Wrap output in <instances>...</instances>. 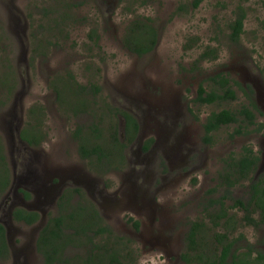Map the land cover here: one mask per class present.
<instances>
[{
    "label": "rangeland",
    "instance_id": "1",
    "mask_svg": "<svg viewBox=\"0 0 264 264\" xmlns=\"http://www.w3.org/2000/svg\"><path fill=\"white\" fill-rule=\"evenodd\" d=\"M69 1L77 5L72 8L74 19L65 34L55 37L41 28L47 27L45 11H53L58 0H0V146L4 150L6 163V166L0 167V173L3 178L7 167L11 181L9 190L2 195L0 202V222L6 227L10 258L0 259V264H44V257L36 248L38 238L48 220L57 216L55 205L41 206L39 200L35 199L43 200L42 194L47 193V190L36 186L38 179L32 177L27 181L25 178L28 175L26 169L31 170L32 165L28 159L24 160L17 132L21 122L29 121L26 134L31 136L38 131V123L27 117L33 107L34 118L42 123L47 132V139L40 147H33V158L38 160L37 167H42L39 161L44 160L51 169H56V181L65 175L54 167L88 168L89 162L82 160L77 150L79 141L74 132L78 126L87 129L89 125L99 124L95 134L90 129L83 134V140L87 143L85 146H98L102 151L113 150L112 159H116V154L122 152L120 148H115L119 146L112 145L118 115L114 118V113L110 111L113 107L119 108L136 119L138 135L128 145L135 147L133 151L123 149L122 153H126V164L116 166L115 170L119 173H106L102 178L108 188V201L114 206H106L111 209L101 212L115 227L114 237H118L108 239V245L120 250L124 257H128L127 261L133 258L137 264H183L161 247L152 248L142 238L131 239L116 229H129L133 219L144 223L143 230H148L151 235L160 222L154 211L151 210L149 214V209L155 205H160L173 216L176 227L172 233L176 234L177 231L182 243L186 242L184 235L190 224L201 221L207 231L204 235L205 246L216 249L218 245L214 234L227 232V224L221 227L222 222L215 221L221 209H208L209 201L223 196V204L229 207L233 204L232 199L248 195L242 186L228 192L219 185L218 173L222 170L223 153L233 152L238 146L261 153L263 140L253 132L247 137L231 138L235 126H230L214 133L210 146L201 137V123L219 107L235 111L242 98L222 105H200L195 101L201 86L210 91L209 79L219 72L231 75L243 87L247 84L251 88V80L256 81V85H262L259 83V70L264 69V0H202L198 8L192 6L196 0ZM80 3L81 6H78ZM238 6L246 9L247 19L244 35L239 43L234 44L228 37V26L235 18ZM137 17L140 20L149 19L157 32V48L145 57L136 56L124 46L128 26ZM35 36L42 42L47 38L54 43L48 49L43 43L40 52L44 57L40 58L34 53L38 47ZM192 38L199 40L192 44L189 42ZM209 47L219 49V59L193 67L195 60ZM68 73L83 86L100 88L98 96L88 95L94 100V106H88L89 114L76 116L72 108L76 96L72 93L66 97L69 109L58 104L51 83ZM13 86L15 92L6 98L7 89ZM256 91L254 89V97L257 96ZM84 101L88 105L87 99ZM37 104L43 106L44 111L35 110ZM121 121L120 139L125 144V121L122 116ZM185 135H188L189 143H193V146L190 147L185 140H176V151H171L166 157L162 145L173 147L176 137ZM148 139L158 140V147L153 153L147 152L149 157L144 159L139 155V149L148 146ZM3 150L0 148V152ZM128 161L136 170L134 174H142L144 169L147 171L144 174L151 177L146 179L148 184L141 178L134 183L133 178L121 175L123 170L131 167ZM260 172L258 178L264 175V164ZM55 174V171L49 173L50 176ZM68 183L62 184H66L64 189L70 186ZM62 186L56 189L60 192L53 199L54 202L63 192ZM49 189L51 191V185ZM19 190L29 191L31 198L25 201ZM141 192L150 194L145 210L142 203L135 199L140 197ZM128 193L131 197L126 195ZM124 197H128L130 202L123 204ZM32 200L34 203L30 207ZM15 205L28 209L41 206L39 210L44 211V220L36 227L14 222L9 215L10 211L13 215ZM71 214L76 219L80 217L82 221L85 219L91 221L92 225L94 223L91 215L85 216L80 212H66L65 215ZM228 215L238 219V230L230 235L236 242L235 248L242 252L251 245L258 253L264 254V227L244 226L240 220L243 213L237 210H231ZM127 218L131 219L126 225ZM164 236L171 234L166 232ZM73 239L76 243L80 241ZM97 241L103 243L105 240ZM49 242L55 244L53 240ZM91 252V245L70 246L65 255L86 259Z\"/></svg>",
    "mask_w": 264,
    "mask_h": 264
},
{
    "label": "trees",
    "instance_id": "2",
    "mask_svg": "<svg viewBox=\"0 0 264 264\" xmlns=\"http://www.w3.org/2000/svg\"><path fill=\"white\" fill-rule=\"evenodd\" d=\"M201 2L202 0H196L192 5L193 8H198ZM146 3L147 2H144L143 4ZM78 6H81V3L78 4ZM73 7L75 8L77 5L70 3L69 0H58L57 7L53 11H45L47 27H42L41 29H45L46 32L55 35V37L58 34H65L69 23L74 19L72 11ZM246 19V9L243 6H238L237 11L235 12V18L228 26L230 32L228 37L232 43L235 44L240 42L242 35L245 33ZM149 21V19L140 20L137 17L130 23L126 32L124 46L131 52L135 53L138 57H144V55L151 52L158 41L157 32L152 28ZM35 39L37 40L38 47L35 48L34 53L40 58L41 56L44 57L45 55L40 52V49L43 48V43L46 45L47 49L54 45V43L47 38H45L43 42L41 39H38L37 36H35ZM195 40L198 41L199 39L192 38L189 42L194 44ZM218 53L219 49L209 47L195 60L192 66L197 68V66L202 65L203 62L215 61L219 57ZM51 87L56 93L58 104L66 108L68 107L67 109H69V106L66 105V97L68 93H72L73 96H76V103L75 105H72L76 116L89 114L90 111L88 110V106L93 107L94 100L88 95L93 94V96H98L100 93L99 87L94 85H92V87L83 86L76 81V78L71 73L66 74L65 77L61 76L57 80H53ZM209 88H211L210 91L206 90L203 86L200 87L195 101L196 103L200 105H222L226 102H237L239 97L236 88H239L244 92L246 101L239 103L235 111H232L227 107H219V110H215L206 116L204 122L201 123L202 128L205 131V138L203 140L205 143L212 144L214 133H217L223 127L235 126L234 133L230 135L231 138L237 135L245 136L255 131L260 132L264 128V124H262L260 128L252 129L253 126L256 125V112L259 111L258 106L254 101V91L252 88H249V91H247L239 82L232 80L229 76H226L223 73H218L215 77L209 79ZM14 92V86L8 88L5 97L10 98ZM84 99H87L88 105ZM105 105L108 108V105ZM35 106V110L44 111L43 106L38 104ZM110 112L112 114L114 113V118L118 115L115 128L113 129L112 145L113 147L119 146L115 148H120L122 152L116 154V159H112V156L114 155L113 150H108L107 155L98 146L94 147L92 151L86 149L85 145L87 143L86 140H83V134L87 129L92 130L90 132L95 134L97 132L96 130L99 128V124H94L92 126L89 125L87 126V129L83 126H78L74 135L80 144L79 154L81 158L90 159L92 155H95L96 161L101 162L102 158L107 157L106 161L102 164L112 168L116 160L122 162L126 161L125 156L121 155L124 146L126 143L129 145V143L136 139L139 127L134 116L127 111L125 112L119 108L113 107ZM29 113L30 116L28 119H33L38 123V131L31 136L27 135L25 130L28 128L29 122L21 132V139L31 147H38L42 144L45 138H47V132H43V126L41 128L42 123L34 118L33 110ZM119 116H122L125 121V144L122 143V140L120 139L122 122L120 121ZM0 148L3 150L1 146ZM242 153L243 155L240 158H230L232 163L227 164L224 167V172L221 174L224 181L223 185L229 190V188L235 187L241 182L249 181L251 183L250 191L253 193V200L255 199L257 206L264 211V175L255 180V174L259 169L258 163L260 162V158H256L253 151L249 148H244ZM2 165L6 166L4 150L0 152V167ZM10 185V176L6 167L5 176L3 178L0 173V202L2 201V195L7 192ZM86 196L83 195L82 199L76 204L81 205L82 201L88 203L89 199ZM232 201H234V199H232ZM71 202L72 196L69 194V191H65L58 201V206L62 209L61 216L49 219V222L39 235L37 247L38 251L43 254L44 264H137L136 260L131 259L130 261H127L128 257H124L120 253V250L115 249L113 246L109 247L108 239H118V237H114V231L109 229L108 226L104 227V221L101 219L98 211L92 204L89 215L92 216L90 217L91 220H94L93 225L91 224V221L87 222L85 219L83 221L80 219L81 221L79 220V222H77L73 214L66 216V212H76V209H80L81 211L85 210L84 207L76 208ZM221 205L223 209H226L223 203ZM235 207L245 208V201L237 200ZM224 215L226 214L223 212L222 216ZM12 218L16 223H24L31 226L39 220V214L28 211L22 207H17L13 211ZM198 224L199 223L195 224L191 229L189 237L190 250H195L196 245H199L196 236L200 232ZM135 226L138 228L139 223H136ZM225 228L227 233H217L215 236L220 246V250L216 249L211 257H207L206 261L203 260L204 264H262L260 262L248 260V257L251 255L250 253H242L239 249H236L235 240L230 239L228 234L231 227L226 225ZM232 229L234 230V227ZM105 234H107V238L104 237ZM73 237H77L80 240L79 243H76ZM50 240H53L55 244L49 242ZM97 240L105 241L99 243ZM82 245L92 246V252L86 259L65 255L70 246L81 247ZM218 251H221L220 255L218 254ZM9 258L10 254L6 229L0 223V259L7 260ZM229 259H231L230 262L228 261Z\"/></svg>",
    "mask_w": 264,
    "mask_h": 264
},
{
    "label": "flooded vegetation",
    "instance_id": "3",
    "mask_svg": "<svg viewBox=\"0 0 264 264\" xmlns=\"http://www.w3.org/2000/svg\"><path fill=\"white\" fill-rule=\"evenodd\" d=\"M157 43H158V41H157ZM155 48H157V44L155 45L153 50L151 52H149L148 54L144 55V57L147 56V55H150L154 51ZM219 56H220V54H219ZM218 59H219V57H218ZM219 73H223V72H219ZM263 73H264V69L262 71L259 70V75H260V79H261L259 81V83L262 84V85H256L255 84L256 81L251 80V82H252L251 88L253 89V91H254V89L257 90L256 91V95L257 96L254 97V101L256 102V104L258 106V109H259V111L256 112V119H255L256 125L253 126L252 129L260 128L261 125L264 124V91H262V93H261V89L264 90V83L262 82L264 80ZM223 74H225L226 76H229L232 80L236 81L235 79H233L234 77L232 78L231 75L226 74V73H223ZM247 80L250 81L249 78H247ZM244 88L247 91H249V87H248L247 84L244 85ZM236 91H237V94L242 95V96H238L239 98H242V102L246 101V96L244 95V92L241 89H239V88H236ZM254 95L255 94L253 93V96ZM33 108L31 110H33ZM29 116H30V113H27V117H29ZM119 118L121 120V117H119ZM205 119H206V117H205ZM204 120H203V122H204ZM26 125H27V123L21 122V124H19V130L17 132V139H18V141L20 142V144L22 146L24 160L28 159V161H30L31 165H32V166L30 165L31 166V170H28V168L26 169L28 171V173H27L28 175L25 176V178L27 179V181H28L29 178H32V177L37 178L38 182H37L36 186H39V187L47 190V193L42 194L43 195V200L38 198V197L35 198V199L39 200V202L41 203V206L49 207L52 204L55 205V207L57 208L56 209L57 210V216H55V217H60L62 209L58 206V201H59L60 197L63 195V193L65 191H69V194L72 196L71 204L75 205L76 208H83V207L85 208L84 211H81L80 209H76V212H80V213H82L85 216L86 215L89 216L90 209H91V204H92L96 208V210L98 211L101 219L104 221V227L108 226L109 229L114 231L113 228H115V227H113L110 224L111 222L106 220L105 216H103L104 214L101 212L102 210L105 211V209L106 210L111 209L110 207H106V206H112V207L114 206V203L108 201V197H107V194H109L108 188L106 186V183L103 184L102 178H105L103 176V174H106V173L107 174H109V173L110 174L119 173L120 171L115 170L116 166L123 167L126 164V162H122L120 160H118V161L116 160L114 162V164H113V167L110 168V167L102 164L103 162L106 161L107 157L102 158L101 162H97L95 155H92L90 159L81 158L82 160L89 162L87 164V166H88L87 170H85L84 168L83 169H74L75 166H70V167H73V168L54 167L53 166L54 168L60 169L65 175L64 177H60L56 181V180H54V178L57 177V170L56 169H51L47 164L44 163V160L43 161H39V164L42 167H40V166L37 167L38 160L37 159L35 160V158H33L34 154H32V150L37 148V147L33 148V147L29 146L25 141L21 140V132H22L23 128ZM138 127H139V125H138ZM41 128H42V126H41ZM42 130H43V132L45 131L44 127L42 128ZM185 130L187 131V129H185ZM203 133L205 134V131L202 128V125H201V137L204 140L205 137H203ZM253 133H257L258 135H260L262 137V140H263V144L262 145L260 144L261 153H257L256 151H254V149L249 148V149H251L253 151V153H254L256 158H258V159L260 158V162L258 163L259 169L257 170V172L255 174V180H256V179H258V175L261 173L260 169L263 168V164H264V128L260 132L255 131ZM253 133L247 134V135H245V137L250 136ZM239 137H244V136H239V135L235 136L236 139H238ZM188 138H189L188 135H185V136H182V137L177 136L176 139H175V142H174L175 146L173 145V147L171 145L163 144L162 145L163 154L166 155V157H168V155H169V153L171 151H176V148H177L176 140L178 142L181 141V140H185L188 143V145L190 147H192L193 143L190 144ZM148 140H150L148 142V146H145L144 148H143V146H141L140 149H139V155L142 158L144 157V159L149 157L146 154L147 152L150 151L151 153H153L154 150H156V148L158 147V140L156 142L153 141V139H148ZM210 146H211V144H210ZM38 147H40V146H38ZM134 147H135L134 145H131V146L127 145L126 146V144H125L124 149H125V151H127L130 148V151H133ZM93 148H94L93 146L92 147L86 146V149H88L90 151H92ZM186 148L187 147H184L183 149H186ZM244 148L245 147L238 146V149H236L233 152L229 151L228 153H223L225 156H224V158L222 160V167L220 168L222 170L220 171V173H218L219 174V180H220L219 185L221 186V188L226 189L227 191H230L231 189L235 188L236 186L235 187H231L228 190V188L223 185L224 181L222 179L221 174L224 172V170H223L224 167L227 164L232 163V161H230V158H240L243 155L242 152H243ZM246 148H248V147H246ZM183 149H181L180 151H182ZM187 149L190 150L189 148H187ZM77 150L78 151L80 150V144L79 143H78V146H77ZM104 152L108 155V150L104 151ZM121 155L124 156V155H126V153L125 154H121ZM178 160H181V159L178 158ZM128 162L130 163L128 165H131V167L128 166L129 168L126 169V170H123V172H121V175L123 174L124 176H126L125 178H133V182L134 183L136 181L138 182V180L141 178L142 180H144V183L148 184V181L146 179L147 178L150 179L151 177H149V176L144 174V173H147V171L144 169L142 174L140 173L139 175H136V174H134V171H136V170L133 167L132 163L130 161H128ZM152 163L154 164L155 161L152 162ZM52 171H55V173H56L54 176H50L49 175V173L52 172ZM90 173L92 175H90ZM131 174H133V175H131ZM67 182H69L68 185H70V186L67 187L66 189H64L66 184L63 185V186H62V184L67 183ZM46 184H47L48 187H46ZM24 185H27V184H24ZM50 185L52 186L51 191L49 189ZM60 186H62L61 191L63 190V192L60 193V195L56 198V200L54 202L53 199L60 192V191L57 192L56 189L57 188L60 189ZM237 186H242L244 188V190L247 191L248 195L246 197H243V198H236V199L234 198L233 204L231 206H229V207L226 206V209H223L222 205H221L223 203V201H222V197L223 196L221 198H219V199L215 198L216 200L212 198L211 202L209 201V203L207 205L209 207L208 209H213L214 207H218L219 209H221L220 213L215 217V221L222 222L221 227H223L224 224H227V226L231 227L230 231L228 232L229 238H230L231 234H233L234 232H236L238 230L236 228V226L238 225V219L237 218H233L230 215L227 216V213L231 212V210H237L238 212H242L243 213V216H242V218L240 220L244 222V226L253 227V228L264 227V220H263L264 211L260 207L257 206L256 200L255 199L253 200V193L250 191L251 183L249 181H244V182H241ZM19 191H20V193L22 195V198L25 201H26V199L29 200L31 198L32 194L29 191H27V190L26 191L25 190H19ZM23 192H26V193H23ZM27 194H28V196H27ZM84 194L87 195V198L89 199V202L85 203L84 201H82L81 205H77L76 203L82 199V196ZM126 195L131 197L129 193L126 194ZM139 196L140 197H136L135 199L139 200L140 203H142L144 210L147 209L148 208L147 201H148V199L150 197V194L146 193V192H141ZM237 200H240V201L244 200L246 207L245 208L235 207V204L237 203ZM126 202H130V199L128 197H124L123 198L122 203L124 204ZM30 203L29 204H30V207H31L32 204L34 203L33 200ZM135 203L137 204L138 202L135 201ZM41 206H40V208H41ZM101 207H103V208L101 209ZM16 208L17 207H15V209ZM40 208H34V207H32L30 209L25 208L28 211L35 212V213L39 214V220L34 225H31V227H36L37 225H40L41 222L44 220L45 213H44L43 210L40 211L39 210ZM64 208H66V207H64ZM151 210H152V212L153 211L155 212V216H158V218H160V222L157 223V225H158L157 226V230L152 232L151 235H150V232H148V230H146V231L143 230L144 226H145L144 223H140L139 221H136V220H133V219L131 221V224H130L131 227L129 229H127V228H122V229L121 228L120 229L116 228V229L118 231L122 232L126 236L129 235L131 237V239L132 238L133 239L134 238H138V237L142 238L144 243L149 244L152 248H160L161 247L162 249H164V251L167 254H169V255L173 254L176 257V260L182 262L183 264H204L203 260L206 261L207 257H211V255L213 254V252L216 249L220 250V246H219L216 238H215V241L217 242V245H218V247L216 249L208 248V247L205 246L204 235H205V233H207V231H205L206 230V225L204 223H202L201 221L200 222H193V223L190 224V227H189L187 233L184 235L185 236L184 237L185 241L187 243L186 242L182 243V240L180 239L179 233L177 231H176V234L172 233V231L176 227V224H175L176 221L173 218V216H170L169 213L166 212L165 209L163 207H161L160 205L159 206L155 205L154 208H150L149 209V214L151 213L150 212ZM223 212L226 215L222 216ZM148 217L153 219L152 216H148ZM52 218H54V217H52ZM77 218L78 219L75 218V220L77 222H79L80 217H77ZM130 219L131 218H127L126 219V222H125L126 225L128 224V221ZM48 222H49V220H48ZM136 223H139L138 228H136V226H135ZM197 223H199L198 226L200 228V232L196 236H197V243L200 246L198 247L196 245V249L195 250H190V248H189V245H190L189 244V237H190V234H191V229ZM215 226H217V223H215ZM233 227H234V230L232 229ZM166 232H169V234H171V236L165 237L164 233H166ZM217 233H222L223 234L224 232H217ZM225 233H227V232H225ZM216 234H214V236H216ZM104 237L107 238V234H105ZM75 238H77V237H75ZM36 248H37V252L40 253L38 251V247H36ZM242 253H250L251 255L248 257V260H253V261L260 262V263L264 264V254L263 253H258L253 246H251V245L248 246L247 250L246 251H242ZM218 254L220 255L221 251H218ZM132 260H134V259L132 258ZM228 261L230 262L231 259H229ZM43 262H44V259H43Z\"/></svg>",
    "mask_w": 264,
    "mask_h": 264
},
{
    "label": "water",
    "instance_id": "4",
    "mask_svg": "<svg viewBox=\"0 0 264 264\" xmlns=\"http://www.w3.org/2000/svg\"><path fill=\"white\" fill-rule=\"evenodd\" d=\"M123 128H124V125H123ZM260 171H261V169H260ZM15 207H22V208H26V207H24V206H21V205H15ZM9 217H10V219H12L13 220V218H12V211H10V215H9ZM1 223V222H0ZM4 227H5V224L4 223H1ZM5 229H6V227H5ZM7 240H8V236H7Z\"/></svg>",
    "mask_w": 264,
    "mask_h": 264
},
{
    "label": "clouds",
    "instance_id": "5",
    "mask_svg": "<svg viewBox=\"0 0 264 264\" xmlns=\"http://www.w3.org/2000/svg\"><path fill=\"white\" fill-rule=\"evenodd\" d=\"M121 121V120H120ZM122 122V121H121ZM125 126V125H124ZM121 127H122V125H121Z\"/></svg>",
    "mask_w": 264,
    "mask_h": 264
}]
</instances>
